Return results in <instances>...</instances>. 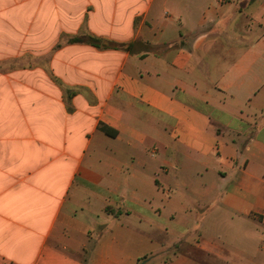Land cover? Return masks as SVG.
I'll return each mask as SVG.
<instances>
[{
    "label": "crops",
    "instance_id": "obj_1",
    "mask_svg": "<svg viewBox=\"0 0 264 264\" xmlns=\"http://www.w3.org/2000/svg\"><path fill=\"white\" fill-rule=\"evenodd\" d=\"M12 59L0 264H264V0H0Z\"/></svg>",
    "mask_w": 264,
    "mask_h": 264
},
{
    "label": "rangeland",
    "instance_id": "obj_2",
    "mask_svg": "<svg viewBox=\"0 0 264 264\" xmlns=\"http://www.w3.org/2000/svg\"><path fill=\"white\" fill-rule=\"evenodd\" d=\"M55 12H56L55 18L57 20L58 18H60L62 12L66 13V7L65 8L55 7ZM55 23H56L55 30L58 31L57 26L59 24L57 22H55ZM60 29H62V31L60 33L58 40L56 41V44H55L56 49L63 47V46H66L68 40L71 37H75L77 35H78L77 37H80V35L82 33V32H78L76 34H70V33L66 32V15H65V22L61 23ZM46 60H47L46 58L39 59V64L44 63ZM18 64H19V62L15 61L14 59L2 61V62H0V72H8L12 69L14 70L15 68L18 67ZM74 91H78V90H74ZM176 251H187V252H190L192 255H194L197 259L206 261V256L203 253H201V252L197 251L196 249L189 247L187 245H181L180 247H177L176 249L171 250V252H169L167 254H162L161 259H164V260L169 259L171 254L175 253Z\"/></svg>",
    "mask_w": 264,
    "mask_h": 264
},
{
    "label": "trees",
    "instance_id": "obj_3",
    "mask_svg": "<svg viewBox=\"0 0 264 264\" xmlns=\"http://www.w3.org/2000/svg\"><path fill=\"white\" fill-rule=\"evenodd\" d=\"M68 44H86V45H90L95 48L102 47L101 40L98 38L91 37V36L70 38L68 40ZM115 48L126 50L127 46L125 44H117ZM72 95H73L72 93H68V98Z\"/></svg>",
    "mask_w": 264,
    "mask_h": 264
},
{
    "label": "built area",
    "instance_id": "obj_4",
    "mask_svg": "<svg viewBox=\"0 0 264 264\" xmlns=\"http://www.w3.org/2000/svg\"><path fill=\"white\" fill-rule=\"evenodd\" d=\"M260 221H261L262 223H264V213H263L262 215H260Z\"/></svg>",
    "mask_w": 264,
    "mask_h": 264
}]
</instances>
